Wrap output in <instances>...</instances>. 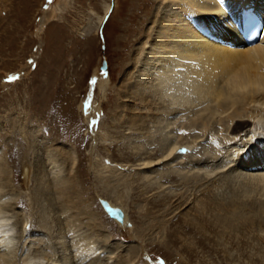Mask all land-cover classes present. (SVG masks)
I'll return each instance as SVG.
<instances>
[{
  "label": "bare ground",
  "instance_id": "obj_1",
  "mask_svg": "<svg viewBox=\"0 0 264 264\" xmlns=\"http://www.w3.org/2000/svg\"><path fill=\"white\" fill-rule=\"evenodd\" d=\"M13 1L0 0V11L13 6ZM130 1L135 3L126 14L129 23L118 32L127 38L140 34L135 42L142 39V45L132 51L123 67L112 120L123 132H137L141 144L138 153L121 154L119 159L136 162L139 155L144 196L163 188L161 180L171 179L170 173L155 167H176L183 158L189 161L183 169L194 167L190 172L181 168L171 172L182 176L180 186L193 185L191 191L166 194L142 210L150 215L153 209L170 204L166 212L173 215L181 208L192 209L196 220L187 218V210L182 213L188 219L185 233L213 234V242L228 254L226 260L232 255L225 241L236 242L249 251L250 264H264V28L257 43L247 45L242 39L243 12L253 7L264 20V0H126L123 4ZM56 3L38 34L56 19L59 9L70 4L68 0ZM109 10L106 6L103 14ZM146 24L149 27L143 29ZM130 41L125 38L117 45L127 47ZM98 78L100 89L107 88L108 78ZM85 104L80 108L88 119L94 112ZM3 121L0 118V132ZM28 123L15 122L9 127L11 136L22 132L27 139L26 152L20 151L22 161H28L22 168L20 188L11 157L6 151L0 157V264H87L91 259L92 264H136L139 246L112 250L114 242L94 212V202L84 198L88 191L81 179L82 160L69 146L49 141ZM99 137L107 139L108 135ZM203 141L198 158L194 151ZM151 145L157 149L150 153L147 146ZM182 149L193 153L181 156ZM30 152L34 159L29 162ZM169 161L172 164H164ZM91 166L100 172L96 178L104 184V196L98 200L124 209L129 177L102 176L108 168L99 160L93 159ZM113 171L118 172H107L113 175ZM22 204L29 208L26 212ZM123 209V222L116 223L129 231ZM155 220L138 227V235L159 233L165 224ZM32 224L37 228H31ZM78 234L77 240L67 241ZM171 242L164 237L157 240L161 246ZM188 245L191 250L194 244ZM99 250L105 255L93 258Z\"/></svg>",
  "mask_w": 264,
  "mask_h": 264
},
{
  "label": "rangeland",
  "instance_id": "obj_2",
  "mask_svg": "<svg viewBox=\"0 0 264 264\" xmlns=\"http://www.w3.org/2000/svg\"><path fill=\"white\" fill-rule=\"evenodd\" d=\"M119 1L120 5L117 0H68L70 4L64 9H59L56 19L51 21L40 34L38 30L45 15L51 7L55 8L58 0H14L13 6L2 7L0 11V118L4 120V124L0 132V157L5 151L8 153V158L11 157V168L16 169L18 176H16V186L20 188L24 179L22 168L28 163V161H22L20 151L26 152L27 139L21 136L22 132L11 136L9 127L13 123L29 121L28 125L42 132L49 141L53 140L69 146L72 151H75L76 157L82 160L81 179L84 182L83 188H87L88 191L84 198L88 202H94V212L105 227L110 240L115 243L112 245V250L116 246H122L121 249L139 246L141 251L136 264H250L249 251L245 250L246 247L242 249L236 242L227 240L225 241L227 245L224 242L226 250L232 255L230 260H226L228 254L220 251L221 247L213 242V234L196 231L185 233L183 229L188 228L185 227L186 221L196 220L194 210L181 208L172 215L170 210L166 212L170 204L153 209L155 213L150 215L142 210L147 209L149 202L157 203L166 194L172 196L186 193L194 186L188 184L180 186L179 183L183 181L182 176L178 175L179 173H171L172 168L183 169L189 162L183 158L182 161L180 160L182 164L176 167L175 165L155 167L154 170L170 173L171 179L175 180H161L160 184L164 181L161 184L164 185L163 188L144 196L142 181L139 179L143 177L144 170L136 159L139 155L134 158L136 162L119 159L121 154L127 156L129 153H138L137 147L141 144L140 139L137 138V132H123L124 130L118 129V126L113 124L112 119L116 108L114 106L119 102L116 100H119L123 67L129 62L132 51L142 45V39L135 42L140 34L127 38L125 34L118 32L119 27L129 23L128 20L126 21V18L128 19L126 14L131 12L129 7L135 3V1L127 2L126 6L123 4L126 0ZM106 6L110 7V10L107 15H104ZM151 6L155 7L156 4L152 3ZM100 17H103L102 23L99 21ZM146 25H142V28L149 27ZM125 38L132 41L127 47L119 48L117 42ZM104 61L107 65L106 72L101 71ZM98 74L109 80V87L107 86L104 90L100 89ZM10 76H16L17 79L14 82H7ZM109 96L113 100H109ZM84 103L94 112L88 119L80 108ZM103 133L107 134L108 138L101 140L99 135ZM205 142L196 145L194 155L197 153L198 158L201 157ZM223 146L220 147L223 148ZM156 149L157 145L147 146L150 153ZM30 153L32 159H29V162L34 159V154ZM179 153L185 157L187 154L191 155L193 151L186 153L180 150ZM93 159L102 161V164L108 168L107 171L118 170V172L113 171V175L104 171L102 176H115L114 174L117 173L119 176L129 177L130 184L127 187L129 192L126 191L128 198L124 209L121 208L127 214L129 231L121 229L119 224L101 207L98 198L104 196L101 192L104 184L96 178L100 172L97 173L96 169L92 168ZM164 164L172 163L169 161ZM188 168L189 166L182 171L190 172L192 168L194 169L192 165L190 169ZM118 175L115 179H120ZM23 194L26 195V192ZM21 207L25 212L29 209L25 204ZM183 210L189 213L188 219L183 216ZM154 218L165 224L159 233L146 231L144 236L138 235L136 229L146 227L147 223L154 222ZM35 225L32 224L31 228L36 229ZM77 236L79 234L69 236L67 241L74 237L77 240ZM160 237L172 242L167 246H161L157 244ZM204 237L207 238L206 241ZM208 238L212 241L210 242ZM203 239L207 247L197 244ZM188 243L194 244L191 250ZM57 247L56 250L60 252L62 249H59L60 246ZM99 251L93 258L105 255L104 251L103 253ZM92 261L93 259L87 264H92ZM113 261L114 259L109 263Z\"/></svg>",
  "mask_w": 264,
  "mask_h": 264
},
{
  "label": "water",
  "instance_id": "obj_3",
  "mask_svg": "<svg viewBox=\"0 0 264 264\" xmlns=\"http://www.w3.org/2000/svg\"><path fill=\"white\" fill-rule=\"evenodd\" d=\"M106 70H107V65L106 62L104 61L101 66V71L106 72ZM99 203L111 219L117 221L118 223L123 222L124 214L121 209L116 207H111L105 200H99Z\"/></svg>",
  "mask_w": 264,
  "mask_h": 264
},
{
  "label": "snow or ice",
  "instance_id": "obj_4",
  "mask_svg": "<svg viewBox=\"0 0 264 264\" xmlns=\"http://www.w3.org/2000/svg\"><path fill=\"white\" fill-rule=\"evenodd\" d=\"M16 79H17L16 76H10L8 78V81L7 82H14ZM93 83H94V81H93ZM93 123H95V121H93ZM181 151H186V150L185 149H182Z\"/></svg>",
  "mask_w": 264,
  "mask_h": 264
}]
</instances>
